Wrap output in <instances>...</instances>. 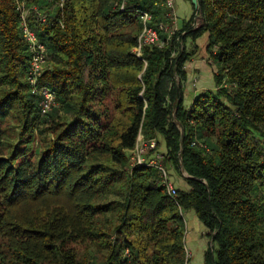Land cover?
<instances>
[{"label": "trees", "instance_id": "trees-1", "mask_svg": "<svg viewBox=\"0 0 264 264\" xmlns=\"http://www.w3.org/2000/svg\"><path fill=\"white\" fill-rule=\"evenodd\" d=\"M122 1L23 0V17L0 0V264H189V210L210 239L205 264H264V0H199V27L170 36L163 0ZM137 10L165 41L141 56ZM25 22L45 47L34 83ZM205 33L215 88L186 106V41ZM12 110L20 144L7 152ZM139 134L157 141L147 160L186 170L176 199L157 168L128 165Z\"/></svg>", "mask_w": 264, "mask_h": 264}, {"label": "built area", "instance_id": "built-area-1", "mask_svg": "<svg viewBox=\"0 0 264 264\" xmlns=\"http://www.w3.org/2000/svg\"><path fill=\"white\" fill-rule=\"evenodd\" d=\"M127 0H123L121 4V10L125 9ZM160 5H163L170 9L169 16H173L175 14L172 13V9L174 8V0H163ZM137 13L140 18L141 22V31L138 36V44L134 47V52L137 56L142 55L143 47L145 45H156L159 46L165 45V41L161 40L158 28L152 25L153 22V14L149 10H137ZM202 17L201 14L197 16L196 20H192L190 23L191 28L195 29L198 28L201 24ZM160 27H164L163 24H160ZM167 29V27L165 28ZM26 38L31 42V49L34 52V58L32 61V68H31V82L34 83L37 75L41 71L44 63V56H45V47L38 42V39L34 33L30 32L28 29L24 30ZM34 41L37 43L33 44ZM175 55V53H173ZM33 92H39L42 95L41 106L43 109V113L48 112L54 103L55 94L53 91L43 88L41 90L34 89ZM157 145V141L155 138L150 140H146L142 134H139L137 143L135 148L132 150L133 152V161L132 164H148L157 168L162 176V184L166 187L169 196L172 199H176L178 196V190L174 186L173 182L171 181V177L167 167L160 161L162 158L161 154H156L150 160H147V151L149 149L155 148ZM187 258L190 260L191 253L187 251Z\"/></svg>", "mask_w": 264, "mask_h": 264}, {"label": "crops", "instance_id": "crops-1", "mask_svg": "<svg viewBox=\"0 0 264 264\" xmlns=\"http://www.w3.org/2000/svg\"><path fill=\"white\" fill-rule=\"evenodd\" d=\"M189 1V4H191V0ZM181 4L183 5L184 9L183 16H185V19L181 24L176 18V16L178 17V15L176 14V12L174 13L176 14V16L174 17V25L176 21V24L178 23V27L179 25H181L179 29L183 28V26L190 21V16L192 15L195 8V5L192 3V6L190 5L191 8L189 9V6L184 3V0H181ZM185 10H189V13H186ZM172 33L173 31H169V36L172 35ZM209 42L210 41L208 33L203 34L197 40L193 41L191 38H189L186 41V50L188 53H190V58L184 67L186 75L182 81L184 104L186 106H190L193 103L194 98L197 96V94L200 93L203 89L215 88V73L217 69L215 64L213 63V60L210 57V52L208 48ZM171 177L173 178L172 175ZM183 216L186 222L188 233H190L191 228H197V233L191 237L189 242L193 244V248L196 250L195 258H199V264H205V252L209 243L207 237L203 238L206 235V229L199 220L195 211H186L184 212Z\"/></svg>", "mask_w": 264, "mask_h": 264}, {"label": "rangeland", "instance_id": "rangeland-1", "mask_svg": "<svg viewBox=\"0 0 264 264\" xmlns=\"http://www.w3.org/2000/svg\"><path fill=\"white\" fill-rule=\"evenodd\" d=\"M20 2V9H21V12H22V16L23 17H26L27 14L29 13V10L27 8H25V4L23 3V0H19ZM189 0H184V3L186 5L189 6V9L191 8V4H189ZM191 5V6H190ZM178 7V8H177ZM177 9H178V13H177ZM183 5L181 4V0H174V8L172 9V13L174 14L176 12V14L178 15V17L175 15H173V17L176 16L178 22L181 24L184 19H185V16H183ZM186 13H189V10H185ZM199 15V10L198 8H194V11L192 13V15L190 16V20L192 19L193 21L197 19V16ZM191 20V21H192ZM174 24V22H173ZM178 24V23H177ZM176 24V21H175V25H173V28L172 26H168L167 30L168 32L171 31V30H176L180 28L181 25H179V27L177 26ZM25 27H24V30L25 29H28L30 32H32V34L34 33V35H36L37 37V26L32 24L31 26L32 27H29L26 25V22L24 23ZM36 28V29H35ZM182 29V28H181ZM180 30V29H179ZM37 43V41H34L33 44ZM189 45V44H187ZM134 51V50H133ZM136 54V53H135ZM137 55V54H136ZM54 105V104H53ZM60 116H64V113L61 112L60 113ZM9 122L7 123V126H6V129H5V132H6V137L4 138V144H5V148L7 150V152H11L14 147L16 145H19L20 144V141L18 139V132L20 131V128L21 126H19V123L17 121V119L15 118V114H14V111H10L9 113ZM62 118V117H61ZM162 140V139H161ZM204 139H201V142H203ZM32 152L31 154H33V161H36L37 159V153L40 149V146H41V140H40V137L38 135L35 136V141L33 142V145H32ZM163 146H161L162 148ZM164 150V149H163ZM130 158H129V163L128 165L131 166L133 165L132 164V161H133V152H128ZM180 160V159H179ZM167 165H165L169 171V174L170 176L172 175L173 176V180L171 179V181H173L174 183V186L177 188V190H186L188 188V184L186 182V176L188 175L186 170L184 168H182V166L180 165V167L178 168L177 165H175L172 161L168 160L166 162ZM170 169V170H169ZM121 184V183H119ZM179 191H178V194H179ZM119 197V193L117 190H113V193L110 194V199H116ZM186 212V211H184ZM183 212V214H184ZM122 211L121 209H116V211L114 212V220H115V224H118L120 222V215H121ZM187 220V218H186ZM197 228L194 227V228H191V231L190 233H188V230H187V227H186V234H185V244H186V247L188 249V251L191 253V259L189 261V264H199V258L196 257L195 258V249L193 248V244L190 243V239L191 237L197 233ZM207 237V239L210 241L209 237L207 235H205L203 238ZM205 240V239H204ZM209 245V243H208ZM193 255V256H192ZM193 257V259H192Z\"/></svg>", "mask_w": 264, "mask_h": 264}, {"label": "water", "instance_id": "water-1", "mask_svg": "<svg viewBox=\"0 0 264 264\" xmlns=\"http://www.w3.org/2000/svg\"><path fill=\"white\" fill-rule=\"evenodd\" d=\"M191 2L195 5V7L199 6V0H191Z\"/></svg>", "mask_w": 264, "mask_h": 264}]
</instances>
